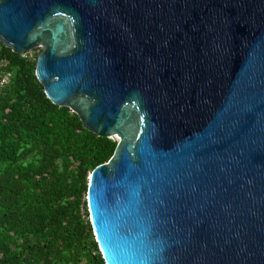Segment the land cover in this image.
I'll use <instances>...</instances> for the list:
<instances>
[{"label": "water", "instance_id": "95a60500", "mask_svg": "<svg viewBox=\"0 0 264 264\" xmlns=\"http://www.w3.org/2000/svg\"><path fill=\"white\" fill-rule=\"evenodd\" d=\"M0 41L118 140L87 195L106 264H264V0H0Z\"/></svg>", "mask_w": 264, "mask_h": 264}, {"label": "trees", "instance_id": "16d2710c", "mask_svg": "<svg viewBox=\"0 0 264 264\" xmlns=\"http://www.w3.org/2000/svg\"><path fill=\"white\" fill-rule=\"evenodd\" d=\"M42 50L24 57L0 41L13 72L0 87V264H106L87 195L118 140L48 98L36 75Z\"/></svg>", "mask_w": 264, "mask_h": 264}, {"label": "built area", "instance_id": "2783aa9c", "mask_svg": "<svg viewBox=\"0 0 264 264\" xmlns=\"http://www.w3.org/2000/svg\"><path fill=\"white\" fill-rule=\"evenodd\" d=\"M38 49H41V48L33 49V50H31L27 53H24L22 55L24 57L35 58L37 53H38V52L36 53V51ZM8 66H9L8 59H6L0 55V71L3 74L2 77L0 78V87L7 85L13 77V72L8 70Z\"/></svg>", "mask_w": 264, "mask_h": 264}, {"label": "rangeland", "instance_id": "374dc122", "mask_svg": "<svg viewBox=\"0 0 264 264\" xmlns=\"http://www.w3.org/2000/svg\"><path fill=\"white\" fill-rule=\"evenodd\" d=\"M39 51H40V49H38V50L36 51V53L39 52ZM116 140H117V139H116Z\"/></svg>", "mask_w": 264, "mask_h": 264}]
</instances>
